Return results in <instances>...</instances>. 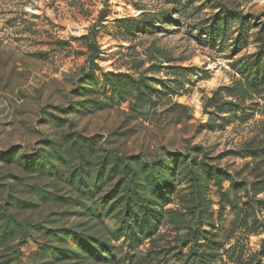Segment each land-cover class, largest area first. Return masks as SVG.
I'll use <instances>...</instances> for the list:
<instances>
[{"label":"rangeland","instance_id":"374dc122","mask_svg":"<svg viewBox=\"0 0 264 264\" xmlns=\"http://www.w3.org/2000/svg\"><path fill=\"white\" fill-rule=\"evenodd\" d=\"M0 264H264V0H0Z\"/></svg>","mask_w":264,"mask_h":264}]
</instances>
